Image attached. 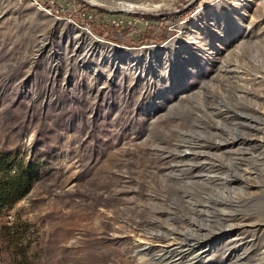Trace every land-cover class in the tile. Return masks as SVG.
Wrapping results in <instances>:
<instances>
[{
    "label": "rangeland",
    "instance_id": "rangeland-1",
    "mask_svg": "<svg viewBox=\"0 0 264 264\" xmlns=\"http://www.w3.org/2000/svg\"><path fill=\"white\" fill-rule=\"evenodd\" d=\"M71 2L91 33L0 0V155L37 176L0 212V264H158L172 237L181 251L203 240L193 264H218L230 213L255 236L236 264H264V141L246 134L264 128V109L211 112L242 110L225 64L264 74V0ZM238 135L248 148L212 151Z\"/></svg>",
    "mask_w": 264,
    "mask_h": 264
},
{
    "label": "bare ground",
    "instance_id": "bare-ground-1",
    "mask_svg": "<svg viewBox=\"0 0 264 264\" xmlns=\"http://www.w3.org/2000/svg\"><path fill=\"white\" fill-rule=\"evenodd\" d=\"M113 5L115 7H118L121 11H124V12H134V10L137 8L138 9L142 8V7L146 8V5H144V3L135 4V3H132V0H126L123 2H117V0H116V2H113ZM240 62L241 61H238V60L235 61L236 64H239ZM229 64L230 63L225 64L222 67V69L229 76H235L237 78V82L233 86V88L236 91H239L238 92L239 94H237V96H239V97H238V101H237L236 105L241 106L242 110L232 109V108H229L227 106H223L222 104L219 103V105H220L219 109H217V108L212 109V111H211V112H213L212 116L216 119V121L218 120V122H220V121H232V120L243 121L242 118L244 116L251 115L253 113H255L257 115L259 114L261 117L262 115L258 112V110L264 109V93L260 94V96H254L253 97L252 96L253 95L252 87L256 86V85H264V74L261 75L259 73L261 75L260 80L255 79L249 73H246V71L245 72L242 71L243 73L238 75L239 72L236 73L237 67L236 68L232 67ZM222 69L220 68V70H222ZM261 73H264V72H261ZM211 112L209 111V113H211ZM246 134H250L252 137L261 138V140L264 141V128L256 127V128H253L251 131H248ZM240 137L241 136L238 135V136L234 137L232 139V141L229 143H225V144L219 143V145H214L212 151L219 152V154H220L223 151L231 149L236 145H238V146L241 145L243 147L248 148V144L245 142V140H242ZM262 147H264V145L260 146V148H262ZM195 158H196V156H195ZM197 159H200V158H196L195 160H197ZM202 169L205 171H208L207 168L202 167V166H200V167L196 166L192 170H189V171L192 172L193 170L198 171V170H202ZM210 170H215V169H210ZM242 178H243V176H236V177L231 178L232 179L231 184L232 183L236 184L237 182L240 183L239 180ZM260 187L262 188V190H264V183H262V185ZM223 213H226V212L224 211ZM230 214H226V215L230 216L228 219H226V220H228L229 223H226L225 225L221 226V228H224V227L234 228V234L232 236V239L225 246L224 251H223V258L219 261L218 264H230V263L236 264L237 262H240L241 260L238 257L239 255H237V253L242 251L243 249H244V251L249 249L250 244H251V242H250L251 240H249V239L250 238L254 239V237H255L253 235L250 236V232H249L250 229H248V226H249L248 224L250 221H249V219H247V217L245 215L239 216L240 214H238V216H236V215H232V214L230 215ZM219 215H220V213H219ZM221 228H219V229H221ZM219 231H221V230H219ZM140 240L146 241V243H147L146 245H149L150 243H152L149 241V239H140ZM178 240L179 239H177V237H172L170 239V241H168V242L160 241V243H161L159 246L160 250L158 251V256H157L158 264H172V263H174V264H193L198 258H200V257L204 258L206 256V252L205 251L203 252L205 246L201 245L203 240H200V241L197 240L196 242H194L192 244V247H193L192 249L185 250V251H181L182 247H176V245H180V243H181V242L178 243L177 242ZM175 243H178V244H175ZM173 247H175L178 252Z\"/></svg>",
    "mask_w": 264,
    "mask_h": 264
},
{
    "label": "trees",
    "instance_id": "trees-1",
    "mask_svg": "<svg viewBox=\"0 0 264 264\" xmlns=\"http://www.w3.org/2000/svg\"><path fill=\"white\" fill-rule=\"evenodd\" d=\"M0 212L3 209H10L22 199L31 189L36 179V174L22 166L17 167L11 173L7 166V158L0 155Z\"/></svg>",
    "mask_w": 264,
    "mask_h": 264
},
{
    "label": "built area",
    "instance_id": "built-area-1",
    "mask_svg": "<svg viewBox=\"0 0 264 264\" xmlns=\"http://www.w3.org/2000/svg\"><path fill=\"white\" fill-rule=\"evenodd\" d=\"M36 9L47 13L55 20H60L65 22L74 27H80L83 28L87 33H91V30L85 26H80L75 18H88L91 16L87 11L81 10L80 8H75L73 2L71 0H61L60 3H58V7L52 9L50 5L46 4L44 0H28ZM103 22V21H102ZM107 23V22H106ZM118 22V24H120Z\"/></svg>",
    "mask_w": 264,
    "mask_h": 264
}]
</instances>
